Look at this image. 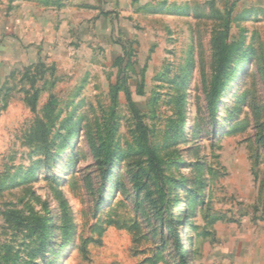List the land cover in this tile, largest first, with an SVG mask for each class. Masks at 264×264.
<instances>
[{
  "label": "rangeland",
  "instance_id": "rangeland-1",
  "mask_svg": "<svg viewBox=\"0 0 264 264\" xmlns=\"http://www.w3.org/2000/svg\"><path fill=\"white\" fill-rule=\"evenodd\" d=\"M230 234L264 256V0H0V264Z\"/></svg>",
  "mask_w": 264,
  "mask_h": 264
},
{
  "label": "crops",
  "instance_id": "crops-1",
  "mask_svg": "<svg viewBox=\"0 0 264 264\" xmlns=\"http://www.w3.org/2000/svg\"><path fill=\"white\" fill-rule=\"evenodd\" d=\"M226 242L224 248L217 251L210 241H205L203 249H199L196 253V264H264L261 241L256 243L248 235L230 234Z\"/></svg>",
  "mask_w": 264,
  "mask_h": 264
}]
</instances>
